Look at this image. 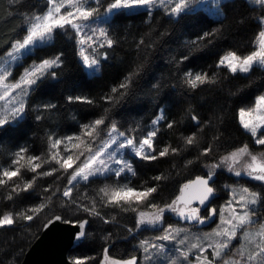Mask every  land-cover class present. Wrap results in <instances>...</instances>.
<instances>
[{
	"label": "trees",
	"instance_id": "16d2710c",
	"mask_svg": "<svg viewBox=\"0 0 264 264\" xmlns=\"http://www.w3.org/2000/svg\"><path fill=\"white\" fill-rule=\"evenodd\" d=\"M107 2L102 0L104 4ZM221 4L223 15L220 17L200 9L176 18L165 15L158 8L152 11L151 16L143 9H135L113 17L104 26L117 43L111 49H100V52L108 53V58L101 59L100 71L95 75H89L82 66L74 36L57 35L51 44L24 56L16 66L18 74L33 61L39 62L60 53H63V64L55 69V78H45L34 86L35 90L27 99L24 119L0 132V165L7 166L14 152L27 147L29 155L41 157L35 161L42 164L37 173L48 171L58 167L54 162L43 163L50 135H76L80 132L79 125L106 116V123L115 121L121 131H132L133 135L141 137L152 129V121L163 109L166 119L157 126L160 131L154 146L159 151L171 145L179 148L180 152L172 155L169 149V155L154 161H144L131 154L128 159L136 171V175L130 177L129 186L138 190L141 186H156L151 202L165 206L180 195L183 184L212 171L205 165L217 163L243 144H248L253 151L264 148L254 144L238 119L239 109L250 108L256 97L264 94V69L232 75L226 68L217 67L218 60L227 52L246 55L254 50L252 41L259 30L258 21L264 10L246 3V0H225ZM44 7L45 0H0V55L10 49L12 41L24 34L23 15L40 12ZM100 11L103 13V7ZM205 33L211 35L205 36ZM184 56L188 59H182ZM188 71L207 73L214 76L216 83L193 89L184 82V74ZM130 74L129 87L113 92L112 89ZM69 96L88 97L93 103L70 102ZM109 96L112 97L110 101L105 99ZM44 105L55 107L45 108ZM38 116L41 118L37 119ZM193 116L197 117L199 124L195 123ZM169 122L172 123L171 128L166 127ZM193 134L196 142L187 145L185 138ZM208 147L212 151L201 155ZM215 172L217 195L211 207L218 211L229 199L228 185L241 183L255 191L262 190L258 182L249 178L236 177L222 168L215 169ZM37 173L21 170L23 180H31ZM155 176L165 178L157 181L152 179ZM119 180L123 182V176ZM66 181L63 171L40 176L32 189L13 193L12 200L5 198L10 188L0 187V214L28 212L34 215L31 221L14 217L16 222L13 225L0 228V264H20L45 224L54 216L89 222L87 238L69 251L71 260L92 257L87 264H100L106 247L110 256L119 259L142 255L140 241L152 239L151 234H157L159 230L149 227L138 229L136 212H124L103 204L98 191L105 184L115 185V177L81 182L72 192V197L80 205L91 206V198L95 197L96 211L104 219L89 215L71 204L62 195ZM15 183L23 187L18 178L10 182ZM41 204L47 206L38 213L28 211ZM140 207L145 212L154 210L147 204ZM201 215H205L204 208ZM164 216L165 225L181 222L174 213L166 211ZM105 219L111 222L105 223ZM215 223L216 220H212L204 228Z\"/></svg>",
	"mask_w": 264,
	"mask_h": 264
},
{
	"label": "snow or ice",
	"instance_id": "6c2138e0",
	"mask_svg": "<svg viewBox=\"0 0 264 264\" xmlns=\"http://www.w3.org/2000/svg\"><path fill=\"white\" fill-rule=\"evenodd\" d=\"M14 2H22V0H14ZM246 3L254 4L264 10V0H246ZM101 7L104 9L103 13L100 11ZM205 7L215 8L217 15H223L221 0H108L106 4L102 3V0H45L42 11L23 15L26 25L24 34L12 41L10 49L0 55V132L7 131L8 127L24 119L27 97L35 90L34 86L45 78H55L57 76L55 69L63 64L61 59L63 53H60L48 59H41L39 62L33 61L17 76H13V67L20 65L22 58L34 49L51 44L57 35L74 36L82 66L90 70L89 75H95L100 71L101 59L108 58V53L100 52V49H111L117 43L109 31L99 27V24H108L113 17L134 9H143L151 16L152 11L158 8L165 15L179 18ZM258 22L260 27L252 41L254 50L246 55H238L234 51L227 52L218 60V68L224 67L232 75L248 74L254 69H264V15ZM89 49L92 50L91 53ZM182 59L187 60L188 57L184 56ZM184 82L195 89L203 84L216 83V80L214 76H209L207 73L194 74L188 71L184 74ZM130 83L131 74L112 91L120 92L128 88ZM123 95L124 93L121 92V96ZM67 99L70 102L93 103L90 98L82 96H69ZM105 99L110 101L112 97ZM43 107L53 108L55 105ZM40 118L37 117V119ZM106 119V116H101L89 123L79 125L80 132L76 135L64 137L50 135L48 151L43 163L54 162L58 167L48 171L37 173L42 164L35 161L40 160L41 157L29 155L27 147L19 148L12 154L7 166L0 165V187L10 188L5 198L12 200L13 193L18 194L19 191L27 192L32 189L40 176H51L63 171L67 176V186L63 189L62 195L79 210L104 219L101 213L96 211L95 197L91 198V206L80 205L72 197V192L81 182H95L96 179L108 180L115 177L117 179L115 185L105 184L98 191L103 204L124 212L129 210L136 212L137 228L151 226L157 228L162 234L156 236L155 240L140 241L141 256L119 259L110 256L106 247L100 264H138V262L139 264H217V262L218 264H264V148L253 151L248 144L236 147L217 163L205 165L212 169L205 176H197L183 184L180 195L175 200L165 206H159L151 202L152 194L157 191L156 186L147 188L141 186L139 190L129 186L130 177L135 176L136 171L132 164L124 159L123 150H128L131 155L144 161H154L169 155V149L172 155L178 154L180 149L172 148L171 145L159 151L154 146L160 131L157 126L166 119L164 110L160 109L159 115L152 121V129L141 137L133 135L132 131H121L115 121L109 120L106 123ZM192 119L197 120V117L193 116ZM238 119L254 144L264 146V95L256 97L250 108L239 109ZM166 127L171 128L172 123L169 122ZM195 142L194 134L185 138L187 145H193ZM61 147H63V154ZM72 149H79V154L76 155ZM211 151V147H208L201 155H208ZM188 163L191 164L192 161ZM223 167L236 177L245 176L251 181L259 182L262 190L255 191L248 187H241L238 191L230 189L231 198L221 206L219 211L211 207L216 195L213 179L216 175L215 169ZM22 169L37 175L31 180H23ZM122 176L123 182H120L119 178ZM14 178H18L23 183V187L20 183L10 184ZM164 178L155 176L152 179L158 181ZM193 188H195L194 195L186 199L188 191ZM130 194L134 196V199L129 198ZM193 200L203 206L205 215H201L200 207H188ZM143 204H147L148 208L155 211L145 212L140 207ZM46 206L41 204L28 211L38 213ZM186 207L187 211H185ZM166 211L175 213L183 220L195 222V225H203L213 217H218L219 223L210 233L193 237L194 242H190V233L185 229L165 225ZM14 217L31 221L34 215L28 212L0 214V228L13 225L16 222ZM58 221L78 226L79 231L75 234V239L87 238L84 230L88 224L87 220L71 221L61 216H54L45 224V227ZM104 222L111 221L105 219ZM129 231L132 230L129 229ZM157 241H169L173 244L166 250L165 244L157 243ZM233 241L237 243L234 244ZM209 249H211V259L205 255ZM169 252L174 255H169ZM190 257H194V261ZM90 259L92 257H76L73 258L72 264H87Z\"/></svg>",
	"mask_w": 264,
	"mask_h": 264
},
{
	"label": "water",
	"instance_id": "95a60500",
	"mask_svg": "<svg viewBox=\"0 0 264 264\" xmlns=\"http://www.w3.org/2000/svg\"><path fill=\"white\" fill-rule=\"evenodd\" d=\"M195 123L199 124V120H195ZM213 179L215 181L216 175ZM190 191L195 193V188L188 192ZM88 224L84 229L85 231H87ZM78 231L79 228L76 224H65L59 221L47 228L44 226L41 234L27 250L20 264H72L69 251L84 241V239H75V234Z\"/></svg>",
	"mask_w": 264,
	"mask_h": 264
},
{
	"label": "rangeland",
	"instance_id": "374dc122",
	"mask_svg": "<svg viewBox=\"0 0 264 264\" xmlns=\"http://www.w3.org/2000/svg\"><path fill=\"white\" fill-rule=\"evenodd\" d=\"M223 1H225V0H221V3L223 2ZM203 10H205V11H207V12H209L211 15H214V16H216V17H220L221 15H217L216 14V9L215 8H212V7H205V8H202ZM135 10V9H134ZM155 10V9H154ZM99 27H103V28H105L106 29V27L104 26V24L103 23H101V24H99L98 25ZM88 51H90V53H91V49H89ZM23 59V58H22ZM22 61V60H21ZM17 66V65H16ZM16 66H14L13 67V76H17L18 75V73H17V71L15 70L16 69ZM88 71H90V70H88ZM264 95V94H263ZM27 99H28V97H27ZM152 127H153V125H152ZM69 147H71L70 145H69ZM83 147V146H82ZM113 147H115V146H113ZM72 151L74 152V153H76V155H78L79 154V149H72ZM124 151V153H125V155H124V159H126V160H128L129 162H130V160L128 159V156H129V151L128 150H123ZM61 153L63 154V147H61ZM119 155V154H118ZM74 159H75V155H74V157H73ZM83 158V157H82ZM131 163V162H130ZM225 172H227L228 174H231V175H234L233 173H230V172H228L227 171V168L226 167H223L222 168ZM235 176V175H234ZM241 177H245V176H241ZM245 178H247V177H245ZM259 183V182H258ZM241 187H246L245 185H243V184H241V183H235V184H232V185H228V189L230 190V189H236L237 191L241 188ZM230 192V196H229V199L231 198V191H229ZM190 195H194V191H190V194H189V196ZM129 198H132V199H134V196H132L131 194H130V196H129ZM228 199V200H229ZM226 203V202H225ZM225 203L223 204V205H225ZM181 206H183V205H181ZM189 207V206H188ZM198 207H200V206H198ZM191 208H196V207H191ZM188 210V208L186 207L185 208V211H187ZM153 211H155V210H151V211H147V213H151V212H153ZM174 215H175V217H177V218H179L180 220H181V222L180 223H176V224H169V225H172V226H174V227H179V228H183V229H185L188 233H190V242H194L193 240H192V238L193 237H196V236H203L205 233H210L214 228H216V226H217V224L219 223V219H218V217H213L212 218V220H216V223L212 226V227H206V228H204V225L206 224H208V222L210 223L212 220H209V221H207L205 224H203V225H195V222H190V221H186V220H183V219H181L180 217H178L175 213H174ZM195 225V226H194ZM143 227H149V228H152V229H154L153 227H151V226H140V228H138V229H141V228H143ZM162 233L160 232V231H157V234H151V236L153 237L152 239H150V240H155V237L156 236H158V235H161ZM181 235H184V233H181ZM157 243H164L165 244V246H166V250L167 249H169V248H171L172 247V244H173V242H169V241H163V242H160V241H157ZM233 243L234 244H236L237 243V241H233ZM177 247H182V246H180V245H176ZM169 255H174V253H172V252H169ZM205 255H208L209 256V258L211 259V249H209L208 250V252L207 253H205ZM190 259H193V261H194V257H190ZM217 264H218V262H217Z\"/></svg>",
	"mask_w": 264,
	"mask_h": 264
},
{
	"label": "flooded vegetation",
	"instance_id": "af4514ba",
	"mask_svg": "<svg viewBox=\"0 0 264 264\" xmlns=\"http://www.w3.org/2000/svg\"><path fill=\"white\" fill-rule=\"evenodd\" d=\"M188 196H189V194H187L186 195V197L188 198ZM198 206H200L199 204H198V202H196V201H192L191 203H190V205H189V207H198ZM203 208V206H200V210ZM165 217V216H164Z\"/></svg>",
	"mask_w": 264,
	"mask_h": 264
}]
</instances>
